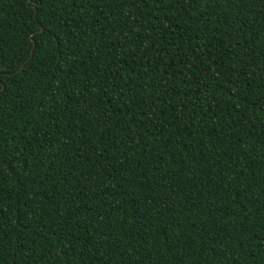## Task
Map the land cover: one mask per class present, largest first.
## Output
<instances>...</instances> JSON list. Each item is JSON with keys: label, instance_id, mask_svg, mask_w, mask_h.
Listing matches in <instances>:
<instances>
[{"label": "trees", "instance_id": "trees-1", "mask_svg": "<svg viewBox=\"0 0 264 264\" xmlns=\"http://www.w3.org/2000/svg\"><path fill=\"white\" fill-rule=\"evenodd\" d=\"M0 264H264V0H0Z\"/></svg>", "mask_w": 264, "mask_h": 264}]
</instances>
